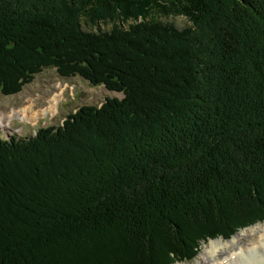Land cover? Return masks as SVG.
Listing matches in <instances>:
<instances>
[{"label":"trees","instance_id":"trees-1","mask_svg":"<svg viewBox=\"0 0 264 264\" xmlns=\"http://www.w3.org/2000/svg\"><path fill=\"white\" fill-rule=\"evenodd\" d=\"M49 67L124 96L0 138V264H173L264 220V0H0V95Z\"/></svg>","mask_w":264,"mask_h":264},{"label":"rangeland","instance_id":"rangeland-1","mask_svg":"<svg viewBox=\"0 0 264 264\" xmlns=\"http://www.w3.org/2000/svg\"><path fill=\"white\" fill-rule=\"evenodd\" d=\"M150 19H158L164 22L173 23L178 28H184L191 24L189 19L183 15L165 16L153 12ZM112 22L113 21L107 20L106 22L92 23L86 14L82 13L81 15L82 27L88 31H97L98 29L110 30L112 28ZM132 22L133 21H130L125 24H122L121 22L119 23L122 27L128 28V24ZM60 81L70 82L73 89L65 90L64 94L63 91H57L56 94L58 97L56 94L53 97H57L58 101L61 98L62 100L58 104V107L55 106L52 109H49L51 104L50 99L53 97L48 99L47 96L52 95L58 90L57 83H60ZM123 96V92L109 90L104 85H92L88 80L80 76L63 78L58 74L55 67L45 68L42 72L36 74L32 82L25 85L19 93L8 96L0 95V118L4 120L5 124L3 126L0 125V137L5 139H9L12 136L27 138L34 135L40 127L61 124L68 113L82 105H99L108 97L121 99ZM46 100L49 102V105L44 109H39L47 105L44 104V101ZM56 110L57 113L55 115H50L51 113H55ZM9 111L14 112L15 116L18 115L24 120L35 119L41 114L48 115L39 116L36 120L24 121L19 117L13 116L12 119H10L11 117H6V114L9 113ZM24 112L28 117L23 115ZM260 225H264V220H260L239 230L233 236L243 230H247L250 233L251 229ZM233 236L230 238H218L222 239V241H228L231 240ZM211 241L212 239L201 244L200 252L194 259L183 262H174L173 264H199L204 262L205 249L209 246Z\"/></svg>","mask_w":264,"mask_h":264},{"label":"bare ground","instance_id":"bare-ground-1","mask_svg":"<svg viewBox=\"0 0 264 264\" xmlns=\"http://www.w3.org/2000/svg\"><path fill=\"white\" fill-rule=\"evenodd\" d=\"M57 88L58 90H56L52 95L47 96L48 99L52 98L57 91H63L59 84H57ZM57 97L50 99L51 104L49 109H52L55 106L58 107L62 98L58 101ZM44 104L47 105L39 109L46 108L49 105V102L46 100L44 101ZM56 113L57 110L55 113H51L50 115H55ZM23 115L28 117L25 112ZM47 115L41 114L38 115V117ZM13 116L19 117L18 115L15 116L12 111H9V113L6 114V117H11L10 119H12ZM19 118L24 120L21 117ZM37 118L28 120H36ZM0 125H5L2 118H0ZM247 232V230H243L228 241H222L220 238L212 239L209 246L205 249L204 262L199 264H264V225L251 229L250 233Z\"/></svg>","mask_w":264,"mask_h":264}]
</instances>
